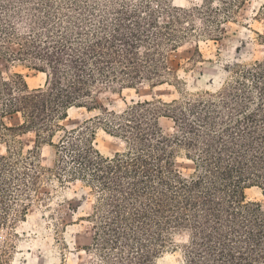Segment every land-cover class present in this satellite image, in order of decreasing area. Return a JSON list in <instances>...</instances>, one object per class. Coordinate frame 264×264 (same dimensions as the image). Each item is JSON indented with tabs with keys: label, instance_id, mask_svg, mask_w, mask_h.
<instances>
[{
	"label": "trees",
	"instance_id": "16d2710c",
	"mask_svg": "<svg viewBox=\"0 0 264 264\" xmlns=\"http://www.w3.org/2000/svg\"><path fill=\"white\" fill-rule=\"evenodd\" d=\"M252 3L0 0V61L47 75L31 90L21 74L0 69V235L43 203L44 178L81 181L96 195L86 264H158L178 235L187 238L180 264H264V203L247 196L254 187L264 196V58L235 65L219 91L138 101L71 130L61 124L73 108L100 110L106 92L180 85L170 55L193 39L226 38L225 25L247 20ZM253 14L264 19V2ZM98 126L125 148L104 156ZM30 133L35 147L24 152L20 138ZM46 144L52 167L39 152ZM182 156L190 174L178 166Z\"/></svg>",
	"mask_w": 264,
	"mask_h": 264
},
{
	"label": "rangeland",
	"instance_id": "374dc122",
	"mask_svg": "<svg viewBox=\"0 0 264 264\" xmlns=\"http://www.w3.org/2000/svg\"><path fill=\"white\" fill-rule=\"evenodd\" d=\"M263 2L264 0H253L245 14L247 20H241L240 24L231 22L225 25L228 33L226 38L218 42L193 39L173 52L169 63L177 72L180 85L173 81L152 88L146 83L138 89L124 90L122 94L106 92L99 98L100 110L89 112L85 108H73L69 111L67 120L61 124L71 130L108 110L122 112L138 101L158 98L170 102L181 99L185 94L219 91L232 80L235 65L249 66L264 58V43L258 35H264V19L256 21L251 18ZM201 3L202 0H174L176 6L186 8ZM0 69L5 78L21 74L31 90L46 84V74L32 70L22 63L9 65L0 61ZM11 122L19 124L20 117L16 116ZM161 123L166 131L173 129L174 125L170 120L162 119ZM62 135L63 133H58L54 142L58 143ZM20 139L24 152L35 147L34 134H25ZM95 143L106 157L125 148L124 142L108 134L103 126L96 127ZM6 152L7 146L0 145V154ZM39 152L43 165L52 167L55 150L46 144L41 145ZM178 166L187 174L193 170V164L184 156L179 158ZM43 183L39 194L40 199H44L43 203H34L29 207L24 220H17L11 227L1 230L0 264L88 263L90 254L87 248L91 245L92 229L88 217L93 213L95 192L81 181L62 186L55 179L49 182L44 178ZM247 196L250 201L264 203L262 190L258 187L247 190ZM186 239L182 235L176 236L174 244L158 259V264H180Z\"/></svg>",
	"mask_w": 264,
	"mask_h": 264
}]
</instances>
